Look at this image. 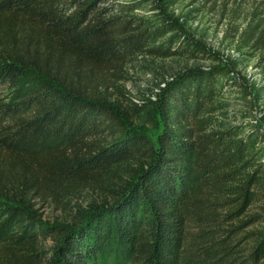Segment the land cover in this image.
Here are the masks:
<instances>
[{
    "label": "trees",
    "instance_id": "1",
    "mask_svg": "<svg viewBox=\"0 0 264 264\" xmlns=\"http://www.w3.org/2000/svg\"><path fill=\"white\" fill-rule=\"evenodd\" d=\"M140 7L0 0V264H264L260 141L212 117L231 66L162 87L155 138L146 107L108 77L139 56L197 51L160 41L178 26ZM73 198L91 200L85 216L41 220L39 205Z\"/></svg>",
    "mask_w": 264,
    "mask_h": 264
},
{
    "label": "rangeland",
    "instance_id": "2",
    "mask_svg": "<svg viewBox=\"0 0 264 264\" xmlns=\"http://www.w3.org/2000/svg\"><path fill=\"white\" fill-rule=\"evenodd\" d=\"M139 1L141 15L178 26L179 32L172 29L160 41L174 38V50L186 42L197 50L191 56H139L123 71L108 75L133 103L146 107L151 123L143 131L155 138L161 128L150 103L162 87L187 71L231 66L227 86L212 113L214 129L235 128L242 137L257 138L264 162V0ZM135 168L132 163L116 167V180L104 199L111 198ZM90 202L65 199L62 204L39 205L38 213L46 223L68 226L75 217L86 215Z\"/></svg>",
    "mask_w": 264,
    "mask_h": 264
}]
</instances>
